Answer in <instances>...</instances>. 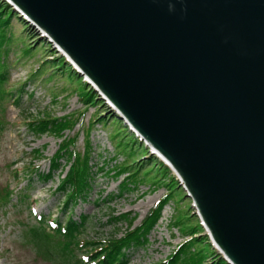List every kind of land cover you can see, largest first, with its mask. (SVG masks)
I'll return each mask as SVG.
<instances>
[{
    "label": "water",
    "instance_id": "obj_1",
    "mask_svg": "<svg viewBox=\"0 0 264 264\" xmlns=\"http://www.w3.org/2000/svg\"><path fill=\"white\" fill-rule=\"evenodd\" d=\"M185 182L225 258L264 264V0H8Z\"/></svg>",
    "mask_w": 264,
    "mask_h": 264
},
{
    "label": "rangeland",
    "instance_id": "obj_2",
    "mask_svg": "<svg viewBox=\"0 0 264 264\" xmlns=\"http://www.w3.org/2000/svg\"><path fill=\"white\" fill-rule=\"evenodd\" d=\"M3 5L4 2L0 0V12L8 19L9 27L4 30L0 27V32L6 33L9 41L1 48V53L8 63L9 76L5 87L13 95L2 99L0 106L3 125L0 131V264H64L61 260L51 261L39 254L37 246L30 240V229L40 227L39 215H44L47 231H51L48 226L50 219L65 223L69 216L82 221L81 217L85 215L87 221L78 235L80 239L120 237L129 229L132 217L135 216L132 226L135 228L165 195L168 189L164 184L168 183L174 172H166L155 157L148 159L146 146L136 139L123 118L94 88L91 96L94 97V93L98 95L94 103L84 105L79 92H89L91 85L88 87L80 74L76 75L64 64V56L48 43V38H41L37 27H26L15 9L11 6L4 9ZM26 49L31 52L25 54ZM49 58L55 60H49L51 62L40 70L42 62ZM100 115L103 119L99 118ZM62 116H70L74 120L77 116L81 118L75 129L66 130L65 134L79 135L75 148L82 153L85 150V135L90 128L92 165L91 187L85 198L65 212L62 209L65 194L56 187L63 173L61 169H68L66 159L61 160V168L55 171L51 179L45 177L50 169L49 159L62 139L50 134L36 135L27 125L32 119H56ZM38 148L43 152V159L36 162L42 175H36L32 170L31 160L36 156L33 150ZM104 163L110 168L115 164H118V168L126 165L128 171L137 173L131 179L136 183L124 188L122 182L125 173L116 176L113 171H108V166L100 170ZM18 169L21 171L17 175ZM7 190L10 191L9 196L4 198ZM175 190L177 192L161 211L157 224L147 234L148 240L127 251V264H156L168 259L195 229L193 236L202 237L193 245L196 251L204 249L206 253H214L208 245L209 235L200 224L197 208L193 206L194 200L187 196L183 185L176 184ZM122 214L127 218L118 222L109 220L113 215ZM58 239L52 236L54 242ZM72 252L69 264H82L77 260L83 259L87 252L76 246H73Z\"/></svg>",
    "mask_w": 264,
    "mask_h": 264
},
{
    "label": "trees",
    "instance_id": "obj_3",
    "mask_svg": "<svg viewBox=\"0 0 264 264\" xmlns=\"http://www.w3.org/2000/svg\"><path fill=\"white\" fill-rule=\"evenodd\" d=\"M4 2L3 8L5 9L6 6L10 7V5ZM12 7V6H11ZM13 8V7H12ZM9 10V9H8ZM16 12V11H15ZM20 18L23 17L16 12ZM24 24L26 27L29 26V23L23 18ZM8 19L3 16V12H0V27L1 30L6 29L9 27L7 23ZM8 25V26H7ZM39 35V34H38ZM9 41V37L4 32H0V106L1 100L6 99L8 96L13 94L12 91H8L5 87V83L8 81V63L2 58L1 48L6 45V42ZM50 45L51 43L48 42ZM31 50H24L25 54H29ZM57 54V51H55ZM53 54L54 56H57ZM49 60L55 59H47L42 62L40 70L43 66L47 65ZM65 65L71 68L72 72L76 75L79 73L73 68V66L66 60H62ZM67 63V64H66ZM59 66V64H58ZM60 63V67H61ZM59 67V68H60ZM38 72V71H37ZM36 75V73H34ZM83 79L82 77H80ZM85 83V82H84ZM86 84V83H85ZM87 85V84H86ZM89 87V85H87ZM90 90L85 92H79V98L84 103V105L94 103L95 98L98 96L97 93L94 97L91 96V92H93V88L90 86ZM20 90V89H19ZM24 88L21 89L23 91ZM95 91V90H94ZM6 97V98H5ZM18 102V101H16ZM103 119V116H99V118ZM81 118L77 116V119H73L70 116H62L60 118H46V119H37L32 122H28L30 129L36 135H43V134H50L55 135L57 138L62 139L60 142V146L50 158V170L49 173L45 174L46 179H50L52 175L61 168V160L63 158L66 159V165H68V169L63 167L61 170L65 173V176L61 179L58 190L65 194V202L63 204V211H67L73 206L85 198V194L87 190L91 187L90 180L92 179V165H91V140H90V128L86 132V145L84 152H80L75 149L77 138L79 135L69 136L65 134L66 130H74L76 125L79 124ZM3 128L2 122L0 120V131ZM36 156L33 157L32 163V170L35 174L42 175L41 171H39V166L36 163V160L43 156V152L41 149L34 150ZM156 156H150L148 159H151ZM158 161L165 167L167 170L166 172H170L171 170L158 159ZM106 166L110 168L109 165H101L99 168L100 170H105ZM126 165L124 167H119L118 164L112 166V168L108 169L113 171L115 175L122 176L123 182L122 185L124 188L130 187L136 183V181L131 180L137 173L134 171H128ZM140 169H137V171ZM21 169L17 170V175L20 173ZM136 171V172H137ZM62 173V174H63ZM165 183V182H164ZM181 186L179 181L177 180L176 176L172 174L169 177L168 183L164 184L168 191L166 192L165 196L161 198V201L157 205V207L150 210L148 215L141 221V223L132 228L135 216L132 217L129 221V229L126 233L120 237L111 236L108 238H95L91 240L80 239L79 234L85 228V224L87 221V216L83 215L81 217L82 221H77L73 218V216H69L65 225L63 222H58L56 228L51 231H47L44 223L45 220L39 221L40 227L31 228L29 231L30 240L37 246L39 254H42L45 258L51 261H58L61 260L64 264H69L71 261V257L73 255V246H76L78 249H86L88 255L87 260L90 261H83L82 259H78L77 261L82 264H127L128 263V254L127 251L132 247L139 246L144 244L148 238L147 234L152 230V228L157 224L161 211L164 206L168 203L171 197L175 194V185ZM177 192V191H176ZM10 191L7 190L4 194V198H8ZM71 211V210H70ZM122 218H127L126 215L122 214L120 216L113 215L110 217V221H117L121 220ZM195 230L190 232V239L182 242L179 244L177 249L174 251L172 255L168 257L165 261H161L160 263L156 264H229L224 257L217 252V250L212 247V244L208 241L209 247L214 250L210 253H206L204 249H200V251H196V248L193 247L194 244L201 241V238L194 237ZM52 236H57L59 239L55 242L52 240ZM207 238V237H205ZM194 248L193 250H191ZM209 254H212L209 260Z\"/></svg>",
    "mask_w": 264,
    "mask_h": 264
},
{
    "label": "bare ground",
    "instance_id": "obj_4",
    "mask_svg": "<svg viewBox=\"0 0 264 264\" xmlns=\"http://www.w3.org/2000/svg\"><path fill=\"white\" fill-rule=\"evenodd\" d=\"M9 4V3H8ZM10 6H12L11 4H9ZM13 7V6H12ZM14 9V8H13ZM15 11H16V9H15ZM16 12H18V11H16ZM19 13V12H18ZM24 13V12H23ZM20 14V13H19ZM25 14V13H24ZM21 15V14H20ZM26 16H27V18L30 20H28V19H26V18H24L22 15V17L26 20V22L27 23H29V25H31V26H34V27H37L38 28V30L40 31V36H41V38H43V39H45V38H51L41 27H39L27 14H25ZM40 38V37H39ZM53 46H54V44H52ZM72 65V64H71ZM77 65V64H76ZM73 66V65H72ZM78 66V65H77ZM79 67V66H78ZM73 68L79 73V71L73 66ZM80 68V67H79ZM81 69V68H80ZM82 70V69H81ZM92 86V85H91ZM95 90V89H94ZM96 91V90H95ZM101 96V95H100ZM113 109V108H112ZM117 114H118V116L119 117H122L123 115H122V113L117 109V110H115V109H113ZM146 140V139H145ZM144 143V142H143ZM145 145V144H144ZM146 146V145H145ZM149 147V146H148ZM146 148H147V146H146ZM222 255V254H221ZM223 256V255H222ZM224 257V256H223ZM229 264H234L233 262H232V260L231 261H229V260H227L226 258H224Z\"/></svg>",
    "mask_w": 264,
    "mask_h": 264
}]
</instances>
